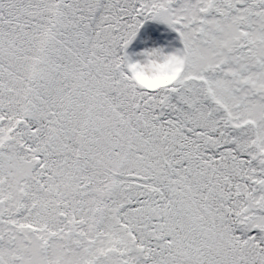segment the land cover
<instances>
[{"label":"snow or ice","instance_id":"6c2138e0","mask_svg":"<svg viewBox=\"0 0 264 264\" xmlns=\"http://www.w3.org/2000/svg\"><path fill=\"white\" fill-rule=\"evenodd\" d=\"M0 264H264V0H0Z\"/></svg>","mask_w":264,"mask_h":264}]
</instances>
